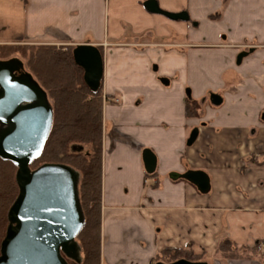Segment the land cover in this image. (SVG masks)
I'll return each mask as SVG.
<instances>
[{
    "label": "crops",
    "instance_id": "crops-1",
    "mask_svg": "<svg viewBox=\"0 0 264 264\" xmlns=\"http://www.w3.org/2000/svg\"><path fill=\"white\" fill-rule=\"evenodd\" d=\"M145 1L0 0V44L101 49V264H155L184 248L208 264H264L250 253L264 241V0H156L188 21ZM186 170L206 172L209 191L169 177ZM225 238L246 251L223 257Z\"/></svg>",
    "mask_w": 264,
    "mask_h": 264
},
{
    "label": "water",
    "instance_id": "water-1",
    "mask_svg": "<svg viewBox=\"0 0 264 264\" xmlns=\"http://www.w3.org/2000/svg\"><path fill=\"white\" fill-rule=\"evenodd\" d=\"M150 13L170 20L188 21L186 11L169 12L156 0H146ZM241 51L236 64L251 52ZM73 60L83 70V80L91 91H97L103 77V56L97 46L79 44L72 49ZM164 81V80H162ZM166 81V80H165ZM209 101L218 106L222 98L211 93ZM53 112L45 91L26 71L18 58L0 60V158L16 166L18 193L8 209L4 238L0 244V264H69L80 261L76 236L84 225V214L78 196L79 173L59 163H44L31 169L52 126ZM198 134L192 129L186 141L191 145ZM146 173L156 169V156L149 148L142 150ZM172 180L183 179L204 194L210 180L202 170L172 172ZM155 264H208L184 258Z\"/></svg>",
    "mask_w": 264,
    "mask_h": 264
},
{
    "label": "trees",
    "instance_id": "trees-1",
    "mask_svg": "<svg viewBox=\"0 0 264 264\" xmlns=\"http://www.w3.org/2000/svg\"><path fill=\"white\" fill-rule=\"evenodd\" d=\"M27 57V72L45 91L53 112L52 126L41 153L30 163L34 169L44 163H59L79 173L78 196L84 214V225L76 236L83 257L69 264H101V178H102V106L103 91H91L83 80V70L75 64L72 46H22ZM18 45H0V60L18 52ZM100 49V48H99ZM101 51V49H100ZM23 55V54H22ZM187 117H197V105L186 101ZM87 145L91 151H69L72 144ZM16 166L0 158V244L8 224L7 212L18 193ZM259 243V242H257ZM255 243L251 255H257ZM244 246H236L227 238L217 251L225 258L241 256ZM205 254L191 249H165L155 261L169 263L180 258L202 261Z\"/></svg>",
    "mask_w": 264,
    "mask_h": 264
},
{
    "label": "rangeland",
    "instance_id": "rangeland-1",
    "mask_svg": "<svg viewBox=\"0 0 264 264\" xmlns=\"http://www.w3.org/2000/svg\"><path fill=\"white\" fill-rule=\"evenodd\" d=\"M0 45H3V44H0ZM16 46L18 45V47H20V49H18V52H15V53H13L12 55H10L8 58H6V59H10V58H18V59H20L22 62H23V64H24V67H25V69H26V71H27V67H26V63H27V57L24 55V52H26V50H24L23 48H22V46H28L29 44H20V43H17V44H15ZM23 54V55H22ZM69 151H79V152H81V153H88V152H90L91 151V149H90V147L89 146H87V145H79V144H76V143H74V144H72V145H70V147H69ZM78 244V246H79V243H77ZM80 251V257L82 258L83 257V255H82V252H81V249H79ZM256 251H257V249H256ZM257 255H259V256H261V258L263 259V261H264V254H259L258 252H257ZM205 260V259H204Z\"/></svg>",
    "mask_w": 264,
    "mask_h": 264
},
{
    "label": "built area",
    "instance_id": "built-area-1",
    "mask_svg": "<svg viewBox=\"0 0 264 264\" xmlns=\"http://www.w3.org/2000/svg\"><path fill=\"white\" fill-rule=\"evenodd\" d=\"M256 249L259 254H264V241L257 243Z\"/></svg>",
    "mask_w": 264,
    "mask_h": 264
}]
</instances>
